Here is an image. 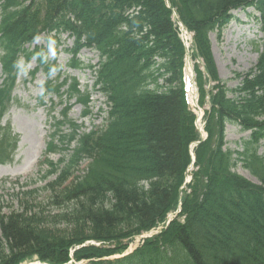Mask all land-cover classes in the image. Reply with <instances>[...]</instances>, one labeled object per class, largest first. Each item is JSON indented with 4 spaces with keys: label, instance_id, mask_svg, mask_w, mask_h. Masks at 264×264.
Here are the masks:
<instances>
[{
    "label": "trees",
    "instance_id": "obj_1",
    "mask_svg": "<svg viewBox=\"0 0 264 264\" xmlns=\"http://www.w3.org/2000/svg\"><path fill=\"white\" fill-rule=\"evenodd\" d=\"M170 2L195 33L198 52L194 56L204 59L209 77L219 81L210 91L208 140L196 148L199 169L190 191L181 195L190 163L188 147L197 138L182 83L185 49L166 0L1 3L0 63L6 78L0 86V120L13 102L18 60L36 53L27 52L24 43L52 30L70 31L75 37L70 50L74 67L81 65L76 55L82 47L100 52L95 86L108 98L110 109L105 127L83 133L65 109L46 151L61 158L43 161L48 168L41 179L53 177L46 184L51 191L48 203L36 205L18 197V209L11 207L6 213L0 206V264H21L34 256L50 264H66L72 259L71 249L88 240L115 246L77 248L73 254L77 262L264 264V159L257 155V145L264 138V39L258 63L239 73L242 81L232 88L219 80L209 36L217 30L221 37L233 17L230 11L250 5L260 11L264 33V0ZM196 71L203 104L209 77L198 67ZM72 87V96L77 94L86 104L87 93H80L76 83ZM226 121L252 130L251 139L243 141V152H236L260 184L232 170L238 159L232 150L222 148ZM66 124L70 133L62 131ZM16 142L11 125L0 121V163L12 160ZM179 202L181 213L163 232L145 239L130 255L101 259L122 252L127 247L124 239L164 222ZM49 206L57 207V212L47 215Z\"/></svg>",
    "mask_w": 264,
    "mask_h": 264
},
{
    "label": "rangeland",
    "instance_id": "obj_2",
    "mask_svg": "<svg viewBox=\"0 0 264 264\" xmlns=\"http://www.w3.org/2000/svg\"><path fill=\"white\" fill-rule=\"evenodd\" d=\"M2 1L0 0V2ZM233 14L234 18L221 31V37L218 36V32L215 30L210 34V39L212 56L216 62L219 80L225 82L227 86L235 88L241 82V77L237 78V75L249 72L258 63L256 46L260 45L264 34L261 31L260 13L253 8L238 9L236 14ZM36 45L45 48L46 51L43 53L45 58H41L45 63L41 65L39 55H36L30 61H26L25 57L19 60L20 71L17 74L13 92L14 102L1 118L3 126L8 123L11 124L14 134L19 135L14 160L0 166V206L3 208V212H8V208L11 207L14 209L19 208L17 194L21 200L26 199L36 205H46L48 203V196L51 194V191L46 189L48 181L40 179L37 184L30 185L31 189H39L37 194L30 196H22L21 193H18V189L22 187L23 183L38 178L37 167L39 161L44 159L43 153L47 147L46 143L49 140L50 131L55 129V126L52 125H54V121L62 119V113L65 109H69L68 119L82 126L81 131L95 127H105L108 122L106 120L107 110L110 108L107 97L94 90L95 75L93 72L88 69L74 70L68 65L72 54L67 53L66 50L75 45L74 37L69 33L45 32L37 38L33 45H26V47L32 51ZM260 49H262L261 45ZM79 58L88 66L99 61V53L94 49L83 48L80 51ZM198 59L199 62H202L199 56ZM37 65L41 66V69L33 74ZM54 65L57 66L56 69L50 68ZM200 67H202L201 64ZM51 70L52 72L48 74ZM4 77L3 68L0 66V85ZM73 78H77L80 87L83 90H88L92 98L89 114L86 118H84L85 109L83 104H79L76 98L68 99L67 96L68 86ZM64 79L68 80L60 86L61 93H65L62 97L56 93V88L47 90L48 80H51L52 84L57 82L59 84ZM162 82L164 83V79H160V83ZM212 82H209L207 87H214L217 84V82ZM62 130H70L69 125H64ZM248 135L249 133L241 132L238 125L227 124L226 148L242 149L241 141L243 138H247ZM260 151L264 154V147ZM51 156L54 160L60 158L58 154H52ZM86 162L88 161L85 160L81 165V170L85 168ZM235 170L251 180L253 179L251 173L243 168L241 163L235 167ZM254 179L253 181L256 180ZM18 182L20 185H16ZM29 187L22 188L28 190ZM56 212L57 207L49 206L45 213L49 215ZM134 242L135 240H133Z\"/></svg>",
    "mask_w": 264,
    "mask_h": 264
},
{
    "label": "bare ground",
    "instance_id": "obj_3",
    "mask_svg": "<svg viewBox=\"0 0 264 264\" xmlns=\"http://www.w3.org/2000/svg\"><path fill=\"white\" fill-rule=\"evenodd\" d=\"M191 63L192 62L188 61V64H187L188 68H190V69H191V65H192ZM25 264H41V263L39 261H32V262H27Z\"/></svg>",
    "mask_w": 264,
    "mask_h": 264
}]
</instances>
